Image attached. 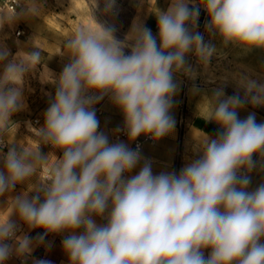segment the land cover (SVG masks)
Instances as JSON below:
<instances>
[{
	"label": "clouds",
	"instance_id": "9594fccd",
	"mask_svg": "<svg viewBox=\"0 0 264 264\" xmlns=\"http://www.w3.org/2000/svg\"><path fill=\"white\" fill-rule=\"evenodd\" d=\"M24 4L22 14L0 11V28L20 15L41 16L39 0ZM200 4L210 18L207 31L225 46L245 52L264 49V0ZM114 5L115 0H104V12H112ZM188 5L189 0H172L166 12L157 14L159 43L150 29L139 25L128 37L133 44L117 40L112 28L96 20L98 0L93 9L97 27L80 24L65 37L61 54L70 61L59 76L44 126L35 131V147L21 144L20 151L10 148L0 154V197L38 178L30 188L36 195L24 193L0 206V212L11 208L0 217V264L13 252L24 256L32 250L28 235H16L13 215L30 230L44 229L37 238L40 243L48 233H71L62 242L69 264H264V183L249 190V174L258 163L264 171V123H257L254 113L238 117L246 103L264 106V83L243 79V98L237 94L221 99L223 93L217 91L205 100L208 111L202 116L220 131L215 138L200 137L199 158L179 175H154L145 162L138 174L126 178L141 160L139 151L124 143L110 144L98 132L93 105L105 95L122 111L130 140L142 134L157 140L174 129V72L184 68L190 51L205 63L216 51L189 30L199 7ZM125 47H131V54L125 55ZM40 50L18 52L5 64L9 52L0 47V146L17 127L11 117L24 107L23 84L42 62ZM41 144L63 152L43 178L40 174L53 155L43 156ZM94 217L107 223L97 224ZM78 229L83 231L77 234Z\"/></svg>",
	"mask_w": 264,
	"mask_h": 264
},
{
	"label": "rangeland",
	"instance_id": "374dc122",
	"mask_svg": "<svg viewBox=\"0 0 264 264\" xmlns=\"http://www.w3.org/2000/svg\"><path fill=\"white\" fill-rule=\"evenodd\" d=\"M21 1V7L15 11L17 14H22L25 8L24 0ZM5 2L6 0H0V11L8 12ZM39 2L43 7L41 16L20 15V18L11 24L6 23L3 28H0V47L7 48L9 52L7 60L4 61L5 64L11 61L18 52L40 50L36 49L34 44L43 49L40 50L43 56L42 62L27 74L23 84L24 107L16 114L21 113L24 117L26 115L34 116L35 111L44 104L45 94H48L49 102L54 99L59 76L70 61L68 55L61 54L65 51V37L80 24L93 28L97 27L93 18L96 0H39ZM171 2L172 0H115L112 12L105 13L104 0H98V8L94 15L98 22L104 23L106 27L114 30L113 35L117 40L126 41L127 44L131 45L134 41L128 37L134 26L143 27V21L148 14L165 12ZM197 6L199 7V16L194 25L189 23V30L193 34H201L204 42L214 47L216 51L207 63L203 62L194 50L190 51L185 56L184 68L173 74L176 92L172 97L170 115L174 118V129L179 135V145L176 151L177 175L184 166L198 159L201 154L197 150V144L187 146L183 145V141L190 117L207 114L208 106L204 103L205 100L212 98L217 91H222L221 99L237 94L243 98L245 90L240 87V81L243 79L264 83V49L254 48L245 52L232 44L225 46L218 35L207 31L206 25L210 18L204 7L194 5L189 8L192 9ZM19 27L25 28L26 34L24 36L16 35V30ZM152 34L159 43L158 34ZM124 53L125 55L131 54V47H125ZM2 71L3 65H0V72ZM44 72L46 79L43 76ZM107 97L109 95H105L95 105L98 106ZM250 113L255 114L257 123H264V106H253L246 103L243 108L238 110V117L243 120ZM29 123L30 120L25 124V128L35 133L36 130L31 129ZM188 135L192 137L191 141H199L198 131L195 128L187 133L186 138ZM8 151L9 143L5 140L4 145L0 146V154L6 155ZM249 175L251 179L249 190H254L259 184L264 183V171L260 170L259 163L256 170ZM10 198V196L4 195L0 197V200L8 201ZM10 211L6 209L0 212V215L6 216ZM207 255L208 250H205V256Z\"/></svg>",
	"mask_w": 264,
	"mask_h": 264
},
{
	"label": "crops",
	"instance_id": "0c3cea01",
	"mask_svg": "<svg viewBox=\"0 0 264 264\" xmlns=\"http://www.w3.org/2000/svg\"><path fill=\"white\" fill-rule=\"evenodd\" d=\"M194 5H201L200 0H189L188 6L193 7ZM169 6L170 4H168L167 9L169 8ZM143 27L150 29L154 34H158L157 14H148V16H146L143 21ZM46 91L48 92V89H46ZM45 95L46 99L44 100V104L35 111L34 116L26 115L24 117V115L21 113H14L12 115L11 120L15 125H17V127L16 129H10L8 137L5 136V140L9 143V149L15 148L17 151H20L21 144H28L31 147H35V142L33 140H36L37 137L35 133L25 128V124L28 122V120H30V123L34 125L37 130L44 126V114L51 103V101H48V94ZM98 107L103 110L102 115L96 114V109ZM93 108L95 110L96 118L99 121L98 132L104 133L108 137L110 144L124 143L130 149L134 150L135 140L145 136L144 134H142L135 140H130L128 136L121 140H115L114 129L117 126L124 124V115L122 111L111 100L110 96L100 102L98 106L94 104ZM25 113L27 114V112ZM193 128L198 131L199 139L202 135H207L210 138H215L220 131L219 126H217L213 122L206 120L202 116L197 115L194 117H190L188 129L185 132L183 145L191 146L193 144H199V141L197 140L188 141L186 138L187 133ZM178 145L179 135L175 129H173L170 134L165 135L160 139L153 140L152 142H145L142 149L139 151L141 155L140 162L137 164L136 168H134L130 173H127L125 177L130 178L131 176L138 174L140 168L145 162L150 163L154 175H158L161 172L176 173L178 161L176 151ZM40 152L43 156H47L49 154L53 155L50 156L48 167H46L40 174L43 178L44 176H46L51 165L55 163L56 158H62L63 152L60 149H54L51 145L45 144L40 145ZM253 159L259 161L260 158L258 156H254ZM2 168L3 157L2 155H0V169ZM255 170L256 169H254L252 172H254ZM37 183L38 178L34 176L30 181H25L23 183L17 184L15 189L11 193H6L5 195L12 198L27 193L28 197L31 198L32 196L36 195L35 191L30 190L31 185H36ZM6 202L7 200H0V206H6ZM7 209L11 210L10 207ZM0 217H4V214H1ZM94 219L96 220L97 224L107 223L106 219H103L101 217H94ZM12 220L16 222L17 225L23 223L22 221H19L18 217L15 215H13ZM82 231L83 229H78L77 234ZM25 234L33 240L32 250L30 254H26L27 264H34V261L41 259L51 261V264H69V258L65 253L62 242L71 233L67 231L62 233H48L44 237V241L40 243L38 242L37 238L38 236L44 234V229L36 228L30 230L27 225L24 224V230L18 236ZM5 264H14V260L8 262L5 261Z\"/></svg>",
	"mask_w": 264,
	"mask_h": 264
},
{
	"label": "built area",
	"instance_id": "2783aa9c",
	"mask_svg": "<svg viewBox=\"0 0 264 264\" xmlns=\"http://www.w3.org/2000/svg\"><path fill=\"white\" fill-rule=\"evenodd\" d=\"M16 0H6L5 4L8 8L9 11H17L18 8L21 7L22 5V1L20 0V3H15ZM26 34V30L25 28L19 27L16 30V35L17 36H24ZM97 114H102V110L100 108H97L96 110ZM127 132L125 130V124L123 125H119L114 129V138L115 140H121L125 137H127ZM154 139H152L150 136H144L142 138H138L137 140H135L134 142V150L136 151H140L144 145L145 142H152ZM127 174V173H126ZM125 174V175H126ZM24 230V224H18L17 225V231H16V235L18 236L22 231ZM9 244H13L14 241H8ZM14 260V264H27V257L26 255L24 256H18L15 254V252H13V254L9 257L8 261Z\"/></svg>",
	"mask_w": 264,
	"mask_h": 264
},
{
	"label": "bare ground",
	"instance_id": "6f19581e",
	"mask_svg": "<svg viewBox=\"0 0 264 264\" xmlns=\"http://www.w3.org/2000/svg\"><path fill=\"white\" fill-rule=\"evenodd\" d=\"M8 12H9V11H8ZM10 13H11V12H10ZM29 125H30L31 129L33 128V129L37 130L32 124L29 123ZM191 132H192V131H191ZM192 133H193V132H192ZM195 138H196V137H195ZM187 139L191 141L192 137H191L190 135H188V136H187Z\"/></svg>",
	"mask_w": 264,
	"mask_h": 264
}]
</instances>
